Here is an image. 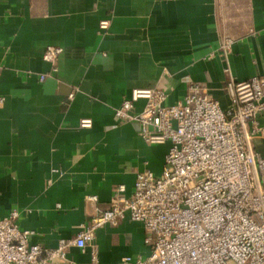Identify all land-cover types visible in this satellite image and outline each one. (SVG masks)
Segmentation results:
<instances>
[{
	"label": "crops",
	"instance_id": "crops-1",
	"mask_svg": "<svg viewBox=\"0 0 264 264\" xmlns=\"http://www.w3.org/2000/svg\"><path fill=\"white\" fill-rule=\"evenodd\" d=\"M49 45L63 52L41 81ZM230 76H264V0H0V218L18 209L46 248L75 239L119 184L130 194L138 171L163 170L170 143L115 119L132 90L161 88L172 104L198 85L226 108ZM252 142L264 157V137ZM145 236L129 217L106 223L54 264H119L147 255Z\"/></svg>",
	"mask_w": 264,
	"mask_h": 264
},
{
	"label": "built area",
	"instance_id": "built-area-1",
	"mask_svg": "<svg viewBox=\"0 0 264 264\" xmlns=\"http://www.w3.org/2000/svg\"><path fill=\"white\" fill-rule=\"evenodd\" d=\"M100 26L107 28L109 21ZM232 43L222 40L225 55ZM62 52L60 46L47 47L43 58L53 66L41 81L58 70ZM227 90L230 104L223 108L198 85L172 104L161 88H134L115 109V119L136 123L149 143H170L162 172L138 171L130 194L119 184L107 208H97L75 239L53 248L33 243L34 231L20 225V211L13 209L0 218V264L67 261L71 245L84 249L100 227L126 217L145 225L149 252L126 255L119 264H264V157L252 142L264 137L258 120L264 76H230ZM140 100L144 105L136 110ZM80 125L90 127L92 120L81 119Z\"/></svg>",
	"mask_w": 264,
	"mask_h": 264
}]
</instances>
